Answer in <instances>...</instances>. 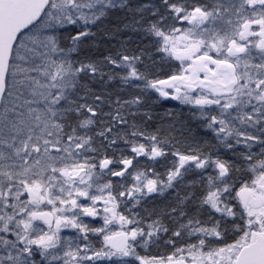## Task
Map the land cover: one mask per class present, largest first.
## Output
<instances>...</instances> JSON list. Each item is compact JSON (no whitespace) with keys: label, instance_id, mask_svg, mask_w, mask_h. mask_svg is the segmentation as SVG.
<instances>
[{"label":"snow or ice","instance_id":"1","mask_svg":"<svg viewBox=\"0 0 264 264\" xmlns=\"http://www.w3.org/2000/svg\"><path fill=\"white\" fill-rule=\"evenodd\" d=\"M0 264H264V0H0Z\"/></svg>","mask_w":264,"mask_h":264}]
</instances>
